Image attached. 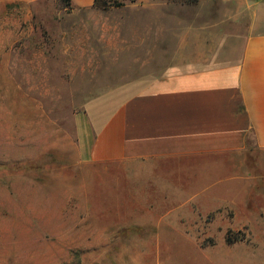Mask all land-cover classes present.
<instances>
[{"label": "rangeland", "instance_id": "rangeland-1", "mask_svg": "<svg viewBox=\"0 0 264 264\" xmlns=\"http://www.w3.org/2000/svg\"><path fill=\"white\" fill-rule=\"evenodd\" d=\"M139 1L0 0V264H264V190L235 187L207 211L130 210L117 170L80 160L75 115L131 65Z\"/></svg>", "mask_w": 264, "mask_h": 264}, {"label": "crops", "instance_id": "crops-1", "mask_svg": "<svg viewBox=\"0 0 264 264\" xmlns=\"http://www.w3.org/2000/svg\"><path fill=\"white\" fill-rule=\"evenodd\" d=\"M139 2L145 35L131 65L75 115L80 160L116 169L130 210L207 211L235 187L263 191L264 0ZM94 5L71 0L74 11Z\"/></svg>", "mask_w": 264, "mask_h": 264}, {"label": "trees", "instance_id": "trees-1", "mask_svg": "<svg viewBox=\"0 0 264 264\" xmlns=\"http://www.w3.org/2000/svg\"><path fill=\"white\" fill-rule=\"evenodd\" d=\"M60 1H62L63 3H65V4L69 5V6H71V0H60ZM132 1H134V0H132ZM198 2H199V0H186V3L190 4V5H196ZM94 6H95V8H101V9L105 10L108 5L105 2V0H95V5ZM237 241H238V239H235V241L229 240L230 243L231 242H237Z\"/></svg>", "mask_w": 264, "mask_h": 264}]
</instances>
